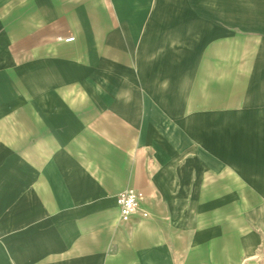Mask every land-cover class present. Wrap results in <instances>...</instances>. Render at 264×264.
<instances>
[{
	"label": "crops",
	"instance_id": "obj_1",
	"mask_svg": "<svg viewBox=\"0 0 264 264\" xmlns=\"http://www.w3.org/2000/svg\"><path fill=\"white\" fill-rule=\"evenodd\" d=\"M152 1L0 0V264H264V80Z\"/></svg>",
	"mask_w": 264,
	"mask_h": 264
},
{
	"label": "rangeland",
	"instance_id": "obj_2",
	"mask_svg": "<svg viewBox=\"0 0 264 264\" xmlns=\"http://www.w3.org/2000/svg\"><path fill=\"white\" fill-rule=\"evenodd\" d=\"M177 3L183 14H168V23L185 24L194 19L191 21L197 29L194 39L200 44L213 41L224 51L221 54L216 51L215 56L216 98L224 92L242 93L244 83L247 99L261 94L263 89L256 83L264 80V0H177ZM195 11L198 14H189ZM150 17L153 20L154 15ZM206 18L213 24L207 26ZM179 33L185 39L187 32Z\"/></svg>",
	"mask_w": 264,
	"mask_h": 264
},
{
	"label": "built area",
	"instance_id": "obj_3",
	"mask_svg": "<svg viewBox=\"0 0 264 264\" xmlns=\"http://www.w3.org/2000/svg\"><path fill=\"white\" fill-rule=\"evenodd\" d=\"M58 40L73 43L76 38H58ZM116 202L119 211V224L124 227H133L138 218L147 219L151 215L149 211L151 201L139 189L130 188L122 191L117 195Z\"/></svg>",
	"mask_w": 264,
	"mask_h": 264
}]
</instances>
